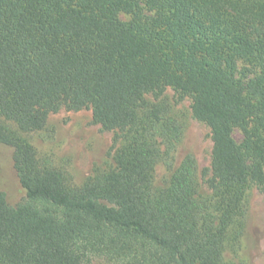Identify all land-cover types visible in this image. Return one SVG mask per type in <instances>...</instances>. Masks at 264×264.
I'll list each match as a JSON object with an SVG mask.
<instances>
[{
    "label": "trees",
    "instance_id": "obj_1",
    "mask_svg": "<svg viewBox=\"0 0 264 264\" xmlns=\"http://www.w3.org/2000/svg\"><path fill=\"white\" fill-rule=\"evenodd\" d=\"M167 88L210 131L207 194L193 156L153 186L182 137L146 100ZM62 109L117 133L113 170L72 186L40 163L25 135ZM0 148L25 192L0 190V264H224L264 193V0H0Z\"/></svg>",
    "mask_w": 264,
    "mask_h": 264
},
{
    "label": "rangeland",
    "instance_id": "obj_2",
    "mask_svg": "<svg viewBox=\"0 0 264 264\" xmlns=\"http://www.w3.org/2000/svg\"><path fill=\"white\" fill-rule=\"evenodd\" d=\"M120 19L127 22L131 17L122 14ZM146 100L151 104L163 102L168 107L170 116L182 129L181 141L174 151L160 160L152 170L154 188L166 189L175 169L187 156H193L201 179L200 193L207 194L204 184L206 178H202V173L210 167V131L204 123L193 117L191 99L167 88L160 98L147 95ZM116 135V132L103 130L95 124L90 109L79 112L62 109L49 115L42 131L25 136L42 165L61 172L68 185L79 186L97 173L115 168L113 156L117 148L114 143ZM234 138L238 143L241 142L242 137L238 131H235ZM0 190L10 205H16L25 198L10 155L2 148ZM245 200L248 206L245 230L237 249L224 253V264H264V193L257 187L250 186L245 190ZM112 262L99 260L93 264H115Z\"/></svg>",
    "mask_w": 264,
    "mask_h": 264
}]
</instances>
